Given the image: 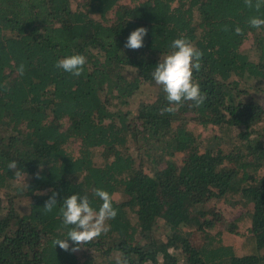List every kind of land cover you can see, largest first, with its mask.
<instances>
[{"label": "trees", "instance_id": "1", "mask_svg": "<svg viewBox=\"0 0 264 264\" xmlns=\"http://www.w3.org/2000/svg\"><path fill=\"white\" fill-rule=\"evenodd\" d=\"M253 16L264 7L245 0H0V264H264V27ZM139 27L144 46L125 48ZM178 38L204 54L193 79L206 99L161 115L152 73ZM75 54L87 57L79 77L55 66ZM96 188L118 211L110 230L76 252L55 247L69 230L63 200L87 195L98 210ZM242 200L250 223L234 228L222 205Z\"/></svg>", "mask_w": 264, "mask_h": 264}, {"label": "clouds", "instance_id": "2", "mask_svg": "<svg viewBox=\"0 0 264 264\" xmlns=\"http://www.w3.org/2000/svg\"><path fill=\"white\" fill-rule=\"evenodd\" d=\"M245 4L249 9H255L259 12L264 7V0H245ZM248 24L250 27L259 30L264 27V19L253 16L249 19ZM224 30L227 31L228 29L225 27ZM147 34L148 30L145 27L135 29L127 38L125 48L133 50L142 48ZM235 34L242 35L243 30L237 26ZM171 48L173 51L166 56L162 55L155 71L152 73L155 83L162 86L163 91L166 93L169 105L161 109V115L174 113L179 106L189 101L198 108L206 99L199 84L193 79L194 70L199 71L202 67L203 52L186 38L175 39L171 44ZM86 63V56L75 54L58 60L55 66L79 77L82 75ZM24 71L25 65L21 63L17 68V72L23 75ZM8 168L14 170L16 176H20L17 161L9 162ZM57 195L58 193L53 192L45 202L44 209L46 212H52L56 207ZM94 195L102 201L98 210L91 206L87 195L81 197L74 194L63 200L59 212L62 216L63 225L69 227L67 238H70L76 247L70 248L67 238L54 240L53 245L55 247L59 245L64 251L76 252L80 250L81 246L99 238L110 230V226L106 222L115 219L118 215L117 209L113 207V198L108 191L101 188H96ZM116 264H128V261L125 258L117 257Z\"/></svg>", "mask_w": 264, "mask_h": 264}, {"label": "rangeland", "instance_id": "3", "mask_svg": "<svg viewBox=\"0 0 264 264\" xmlns=\"http://www.w3.org/2000/svg\"><path fill=\"white\" fill-rule=\"evenodd\" d=\"M99 150L96 151V154L98 153ZM100 153V152H99ZM116 198L119 200H123L127 198V195L125 194H117ZM30 203L29 198H23L21 201L17 202V208L21 212L27 211L28 205ZM225 212L228 214L229 217H231V223L230 226H236L239 227L240 229L245 228L250 223V218H251V213L254 208L253 203L245 202V201H240V202H232L228 204H223L222 205ZM210 207V205H208ZM234 226V228H235Z\"/></svg>", "mask_w": 264, "mask_h": 264}]
</instances>
